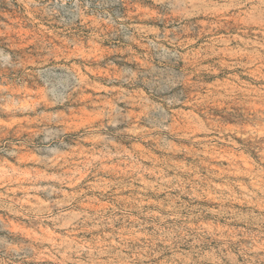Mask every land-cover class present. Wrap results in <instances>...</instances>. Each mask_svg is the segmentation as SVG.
<instances>
[{
	"label": "rangeland",
	"instance_id": "1",
	"mask_svg": "<svg viewBox=\"0 0 264 264\" xmlns=\"http://www.w3.org/2000/svg\"><path fill=\"white\" fill-rule=\"evenodd\" d=\"M0 264H264V0H0Z\"/></svg>",
	"mask_w": 264,
	"mask_h": 264
}]
</instances>
